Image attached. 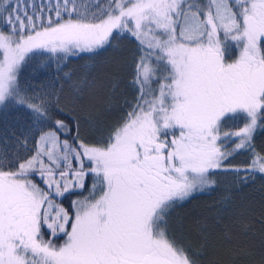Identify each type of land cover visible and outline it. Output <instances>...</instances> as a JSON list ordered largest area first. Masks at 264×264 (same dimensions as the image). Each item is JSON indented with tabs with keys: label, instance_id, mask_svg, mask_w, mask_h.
Instances as JSON below:
<instances>
[{
	"label": "snow or ice",
	"instance_id": "snow-or-ice-1",
	"mask_svg": "<svg viewBox=\"0 0 264 264\" xmlns=\"http://www.w3.org/2000/svg\"><path fill=\"white\" fill-rule=\"evenodd\" d=\"M0 26V103L26 104L34 127L50 124L27 159L0 157V264H196L167 236L170 207L211 189L218 170L243 171L245 183L264 175L260 154L225 167L264 127V0H0ZM114 32L144 52L138 102L104 146L61 139L72 125L21 94L19 71L36 56L93 52ZM233 43L239 55L226 62ZM237 113L247 122L222 136V118ZM230 137L233 149L221 143ZM89 176V195L64 207Z\"/></svg>",
	"mask_w": 264,
	"mask_h": 264
},
{
	"label": "trees",
	"instance_id": "trees-1",
	"mask_svg": "<svg viewBox=\"0 0 264 264\" xmlns=\"http://www.w3.org/2000/svg\"><path fill=\"white\" fill-rule=\"evenodd\" d=\"M142 54L140 42L129 33L114 32L107 44L93 52L51 62L46 56H36L19 71L21 94L34 98L30 102L45 101L58 109L53 121L62 119L72 125L71 137L61 139L74 137L90 146H104L138 102L139 87L134 79ZM32 121L33 113L26 104L15 100L0 103V157L19 154L22 160L33 154L35 140L50 124L34 127ZM246 122L243 113L229 114L222 118L220 132L238 131ZM251 144V151L234 152L225 167L244 169L254 154L264 155V127H257ZM18 162L5 170H15ZM244 175L243 171L218 170L211 189L193 192L168 210V238L184 248L196 264H264V175H250L246 183L241 180ZM91 180L89 176L82 190L65 194L60 201L63 206L69 208L73 200L88 196ZM44 238H50L47 232ZM62 239L61 234L53 242L59 245Z\"/></svg>",
	"mask_w": 264,
	"mask_h": 264
},
{
	"label": "rangeland",
	"instance_id": "rangeland-1",
	"mask_svg": "<svg viewBox=\"0 0 264 264\" xmlns=\"http://www.w3.org/2000/svg\"><path fill=\"white\" fill-rule=\"evenodd\" d=\"M239 55V49L238 48H236V46H235V44L233 43V44H231L229 47H226V53H225V61L226 62H232L234 59H236V57ZM162 75H164V74H162ZM157 85L155 86V88H157L158 87V84H159V82L158 83H156ZM229 115V114H228ZM227 115V116H228ZM226 117V116H225ZM221 133V132H220ZM223 133L224 132H222L221 133V135L223 136ZM239 141L237 140V139H235V138H229L228 140H221V143L222 144H224V145H226L227 146V149H233L234 148V146H235V144L236 143H238ZM231 145H233V146H231ZM32 179L37 183V184H39L37 181H36V179L35 178H33L32 177ZM91 182H93V180H91ZM42 184H43V182H42ZM40 185V184H39ZM84 197H80V198H77V199H83ZM47 240V239H46ZM60 241H63V239L62 240H60Z\"/></svg>",
	"mask_w": 264,
	"mask_h": 264
}]
</instances>
